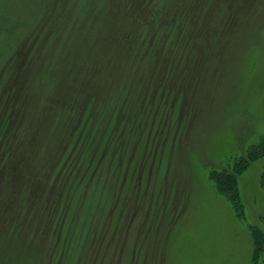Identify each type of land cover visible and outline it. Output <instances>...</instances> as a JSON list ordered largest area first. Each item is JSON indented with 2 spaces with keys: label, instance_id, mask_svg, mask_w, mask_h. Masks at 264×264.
Instances as JSON below:
<instances>
[{
  "label": "rangeland",
  "instance_id": "rangeland-1",
  "mask_svg": "<svg viewBox=\"0 0 264 264\" xmlns=\"http://www.w3.org/2000/svg\"><path fill=\"white\" fill-rule=\"evenodd\" d=\"M0 130V264H264V0H0Z\"/></svg>",
  "mask_w": 264,
  "mask_h": 264
},
{
  "label": "trees",
  "instance_id": "trees-1",
  "mask_svg": "<svg viewBox=\"0 0 264 264\" xmlns=\"http://www.w3.org/2000/svg\"><path fill=\"white\" fill-rule=\"evenodd\" d=\"M157 14V13H156ZM155 14V15H156ZM155 15H152V18L154 19ZM163 18H166V23L162 24V26L166 25L170 26L171 24H173L174 27H177V22L174 19V16H170L168 14H165ZM163 18L159 19V20H163ZM143 21V19H140ZM158 20V21H159ZM161 24V22H159ZM157 28L160 30L159 32H157L158 30L154 31L153 33L149 32V29L145 32V37L147 35L151 36L152 40L159 38L161 36V27L160 25H156ZM179 27H181V25L179 24ZM183 28V27H182ZM180 30V37H178V42L177 43H181L183 48H182V52L186 51L187 46L190 44V38L187 37V33H189L188 30L186 29H182ZM172 32V31H169ZM172 34V33H171ZM170 34H167L166 36L168 37ZM172 36V35H171ZM147 39V37H146ZM146 39L143 38V42L142 45L146 46L147 41ZM166 42L169 41V38L165 39ZM150 48V47H149ZM180 60V59H178ZM182 62V60H181ZM160 83V82H159ZM162 83V82H161ZM141 97V95H139ZM132 97H137L136 95H132L128 98H132ZM14 105H12L9 101L6 102V109H12L13 110ZM113 109L116 108V104H114V106L112 107ZM125 114H128V110H125ZM132 125L134 126L135 123L133 122ZM136 126V125H135ZM1 133V130H0ZM5 136V135H4ZM10 139H5V145H6V149H8V147L10 146ZM1 146V145H0ZM7 153V151H6ZM264 155V136L259 140V142L255 145H252L250 147V150L248 151V156H247V161L246 160H241V164H242V168L239 170L242 171L243 169H245L250 161L255 160L257 157ZM239 163V162H238ZM238 165V168L240 167V165ZM210 178L212 179L214 186L216 187L217 192L222 195L225 199H227L231 205L232 208L235 210V212L237 213L238 217H242L240 215V211L242 209V206L240 204V200L238 199V179L235 176L232 175H228L225 172H217L216 171H212L210 174ZM263 185H264V174H263ZM253 247H254V254H258L263 248H264V234L260 231V230H253Z\"/></svg>",
  "mask_w": 264,
  "mask_h": 264
}]
</instances>
